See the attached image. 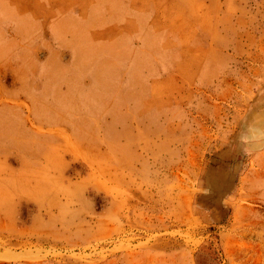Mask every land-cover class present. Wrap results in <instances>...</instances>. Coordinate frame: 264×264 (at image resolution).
I'll list each match as a JSON object with an SVG mask.
<instances>
[{"label": "rangeland", "instance_id": "obj_1", "mask_svg": "<svg viewBox=\"0 0 264 264\" xmlns=\"http://www.w3.org/2000/svg\"><path fill=\"white\" fill-rule=\"evenodd\" d=\"M15 39L0 264H264V0H0Z\"/></svg>", "mask_w": 264, "mask_h": 264}, {"label": "crops", "instance_id": "obj_2", "mask_svg": "<svg viewBox=\"0 0 264 264\" xmlns=\"http://www.w3.org/2000/svg\"><path fill=\"white\" fill-rule=\"evenodd\" d=\"M17 40L18 39H15V42L11 41V45L8 41L6 46L3 43L1 44V49H3V51L0 50V65L6 62L9 67H7V71H4L2 66H0V91L5 89L4 87L7 85V82L4 81L5 73L17 75L26 74V72H24L25 68L21 66V59H18V61L16 59L18 57V54H15L17 53L16 51H18V48H20V50L22 48V43L17 47L19 45ZM9 46H11V49ZM23 82L22 80V83ZM17 107L18 106L7 102H4L0 106V154L12 153V151L17 150V148L21 149L27 147L29 142H35L27 138V122L24 125V118Z\"/></svg>", "mask_w": 264, "mask_h": 264}, {"label": "clouds", "instance_id": "obj_3", "mask_svg": "<svg viewBox=\"0 0 264 264\" xmlns=\"http://www.w3.org/2000/svg\"><path fill=\"white\" fill-rule=\"evenodd\" d=\"M255 131H258V130H256V129H249V132H250V133L255 132ZM259 131H260V136H259V138H260V139H264V130H259ZM249 139H251V137H249ZM245 142H247V141H245Z\"/></svg>", "mask_w": 264, "mask_h": 264}]
</instances>
